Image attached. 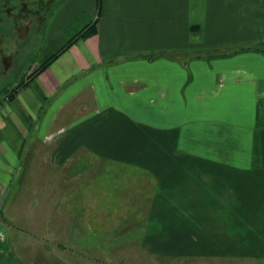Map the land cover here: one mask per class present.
Here are the masks:
<instances>
[{"label": "crops", "instance_id": "0c3cea01", "mask_svg": "<svg viewBox=\"0 0 264 264\" xmlns=\"http://www.w3.org/2000/svg\"><path fill=\"white\" fill-rule=\"evenodd\" d=\"M56 7L0 104V264H264V57H205L264 43V0Z\"/></svg>", "mask_w": 264, "mask_h": 264}, {"label": "rangeland", "instance_id": "374dc122", "mask_svg": "<svg viewBox=\"0 0 264 264\" xmlns=\"http://www.w3.org/2000/svg\"><path fill=\"white\" fill-rule=\"evenodd\" d=\"M61 1L0 0V104L8 100V93L16 87L17 80L23 76L32 59L37 57V49L41 46L49 19L55 14L56 6ZM232 50H211L210 52H217V56L210 57L207 62L232 57H226ZM223 54L225 55L222 56ZM21 223H17L18 227ZM114 249V257L122 258L126 262L124 264H172L146 255L138 247Z\"/></svg>", "mask_w": 264, "mask_h": 264}, {"label": "trees", "instance_id": "16d2710c", "mask_svg": "<svg viewBox=\"0 0 264 264\" xmlns=\"http://www.w3.org/2000/svg\"><path fill=\"white\" fill-rule=\"evenodd\" d=\"M96 23L87 26L86 28H84L81 32H79L77 35H75L64 47L63 49H61V51L57 52L55 55H53L51 58H49L46 62H44L41 66H39L38 68H36L28 77H27V81L33 77H35L37 74H39L40 72H42L44 69H46L62 52H64L65 50H67L72 44H74L77 40L79 39H87L89 37H91L92 35L95 34L96 32ZM244 52H255V53H259L264 55V43L261 44H257L255 46H250L247 48H237V49H233L230 54L226 55V57L228 56H234L240 53H244ZM211 53H213V55H211ZM217 54V52H208L206 53V58L209 59L212 56H217L215 55ZM225 54H223L222 56H224ZM221 56V55H218ZM24 84L22 82H20L12 91H10L8 93V99L12 98L14 93L17 91V89H19L20 87H22ZM2 94V93H1Z\"/></svg>", "mask_w": 264, "mask_h": 264}]
</instances>
